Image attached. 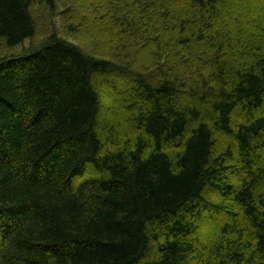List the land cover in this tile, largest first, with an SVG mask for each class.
Returning <instances> with one entry per match:
<instances>
[{
	"label": "trees",
	"instance_id": "16d2710c",
	"mask_svg": "<svg viewBox=\"0 0 264 264\" xmlns=\"http://www.w3.org/2000/svg\"><path fill=\"white\" fill-rule=\"evenodd\" d=\"M84 1L96 27L150 14L170 56L0 55V264H264V0ZM37 6L0 0L7 49Z\"/></svg>",
	"mask_w": 264,
	"mask_h": 264
},
{
	"label": "rangeland",
	"instance_id": "374dc122",
	"mask_svg": "<svg viewBox=\"0 0 264 264\" xmlns=\"http://www.w3.org/2000/svg\"><path fill=\"white\" fill-rule=\"evenodd\" d=\"M84 4V0H56V9L53 11L44 6L34 7V17L39 22L34 38L26 40L21 46L13 49H7L4 44L0 43V55L23 52L27 48L39 47L48 40L51 33H55L58 38L76 45L84 53L95 57L122 61L132 71L151 69L156 65L167 62V54L170 56V53H167L170 42L169 34L164 33L166 30L162 29H156L157 32L155 30L146 31V29H151L149 18L153 19V17H150V14H144L142 17L135 15V18L133 15L127 14V29H112V21L111 23H105L106 25H101L98 20L96 27L94 19L83 20L82 6ZM112 7L110 6V11ZM116 8L120 9V7ZM158 9H155L152 14L157 13ZM113 11L115 12V9ZM254 16V14L247 15L243 21L245 23L250 22L256 28L258 26L254 23ZM68 23L75 26V29L71 32H68V27H66ZM229 27L233 34L237 33L238 35L240 30L245 31L242 27L236 28L235 23ZM161 32L162 40L160 37ZM154 38L158 41H155ZM230 41L223 39L221 43L227 45ZM126 42L129 43L127 46H125ZM157 43H161L159 48ZM172 50H174V47ZM162 52L164 56H161Z\"/></svg>",
	"mask_w": 264,
	"mask_h": 264
}]
</instances>
